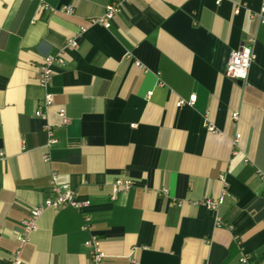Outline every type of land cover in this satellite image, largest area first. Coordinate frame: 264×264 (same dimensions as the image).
Segmentation results:
<instances>
[{
	"label": "crops",
	"instance_id": "0c3cea01",
	"mask_svg": "<svg viewBox=\"0 0 264 264\" xmlns=\"http://www.w3.org/2000/svg\"><path fill=\"white\" fill-rule=\"evenodd\" d=\"M110 1L0 0V264L16 251L20 264H89L91 234L103 264H238L241 252L264 264V25L250 18L261 0H121L108 29L90 26ZM247 40L255 59L241 84L224 70ZM51 55L64 65L44 89ZM47 125L57 144L44 162ZM52 172L89 201V229L81 212L45 208L21 243ZM220 176L217 215L231 230L200 203L220 195ZM124 178L131 188L114 194Z\"/></svg>",
	"mask_w": 264,
	"mask_h": 264
},
{
	"label": "built area",
	"instance_id": "2783aa9c",
	"mask_svg": "<svg viewBox=\"0 0 264 264\" xmlns=\"http://www.w3.org/2000/svg\"><path fill=\"white\" fill-rule=\"evenodd\" d=\"M121 0H112L106 6L103 15L100 18L90 19L88 24L90 26H101L105 29H108L111 25V21L113 20L114 16L119 13L121 10ZM43 9H48L52 11L50 7L47 5L42 6ZM60 12L66 15H71L73 13V9L71 7H62ZM251 19L256 18L257 22L261 25H264V0H261V5L257 13L250 15ZM86 31V27H80L77 35L80 36ZM252 41L247 40L245 43L241 44V46L237 49L232 51L229 54L227 63L225 65V76L244 84L247 80L248 71L250 68L251 63L255 59V54L253 52ZM77 46V38H72L67 40L65 47L66 48H75ZM64 60L59 56H47L43 58L41 65L39 66V73L37 77L38 85L44 89H47L49 84L53 78V68L55 66H63ZM136 64L135 66H138ZM43 100L41 102V108L35 112L36 117L45 118V110H47L53 102V96L48 92L45 93L43 96ZM195 101V96H191L187 102L179 101L177 102V107L183 106L185 104H192ZM238 114L233 113L231 119L236 121L238 119ZM58 117L61 119V124L66 125L68 123V119L65 114L64 109H60L58 111ZM207 130L211 133H215V129L207 125ZM45 134L47 140L44 145L46 149L45 153L43 154V161L49 162V150L57 144V138L55 136L54 130L52 126L47 125L45 127ZM240 135L237 134L235 136V140L233 144L237 142ZM49 185H50V193L51 198H49L45 204L31 212L30 218L28 220H24L22 222V229L25 236L20 237L19 241L24 243L26 241L27 234L31 233V231L35 228L36 220L39 217L41 211L45 208H52V209H62V208H72L77 212H81L82 220H83V230L89 229L90 224V217L87 213H83L90 204L88 200H80L77 194L70 190L67 185H57L56 184V174L54 172L51 173L49 178ZM262 180H264V176H262ZM219 181L221 183L222 189L221 193L217 198H205L200 203L206 209L215 213V225L217 227H226L227 229L231 230V226L225 225L222 222V219L217 215V212L220 206L223 204V198L227 194V184L225 178L223 176L219 177ZM132 186L131 180L129 179H118L112 186L113 193H117L120 190L123 192H127ZM162 193L166 194V190H162ZM83 246L88 250V260L89 264H103L104 254L100 248V241L96 235L91 234L83 243ZM12 262L14 264H20L19 262V251H16L11 256ZM238 264H253V258L249 253L241 252L238 258Z\"/></svg>",
	"mask_w": 264,
	"mask_h": 264
},
{
	"label": "water",
	"instance_id": "95a60500",
	"mask_svg": "<svg viewBox=\"0 0 264 264\" xmlns=\"http://www.w3.org/2000/svg\"><path fill=\"white\" fill-rule=\"evenodd\" d=\"M240 83V82H239Z\"/></svg>",
	"mask_w": 264,
	"mask_h": 264
}]
</instances>
